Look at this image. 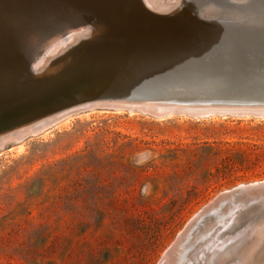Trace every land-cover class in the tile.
<instances>
[{"label": "rangeland", "instance_id": "rangeland-1", "mask_svg": "<svg viewBox=\"0 0 264 264\" xmlns=\"http://www.w3.org/2000/svg\"><path fill=\"white\" fill-rule=\"evenodd\" d=\"M11 2L0 14L29 18ZM22 141L0 150V264H159L207 204L264 181V118L94 110ZM219 208L194 223L183 264L232 261Z\"/></svg>", "mask_w": 264, "mask_h": 264}, {"label": "water", "instance_id": "water-1", "mask_svg": "<svg viewBox=\"0 0 264 264\" xmlns=\"http://www.w3.org/2000/svg\"><path fill=\"white\" fill-rule=\"evenodd\" d=\"M13 1L30 20L0 14V137L29 129L24 138L37 136L36 126L51 124L48 130L65 116L116 111L122 102L222 111L216 114L226 117L264 110V7L256 13L247 8L264 0H181L179 8L143 0L132 8L124 0ZM210 7L218 15L206 14ZM43 15L60 22V30L41 32ZM26 28L34 31L30 49L22 52L18 40ZM80 29L89 30L41 70L34 67L45 43L65 41ZM193 30L201 36L196 46L189 43ZM257 188L242 200L231 195L232 203L240 201V210L262 205L264 185ZM226 200L207 204L192 229L224 209Z\"/></svg>", "mask_w": 264, "mask_h": 264}, {"label": "bare ground", "instance_id": "bare-ground-1", "mask_svg": "<svg viewBox=\"0 0 264 264\" xmlns=\"http://www.w3.org/2000/svg\"><path fill=\"white\" fill-rule=\"evenodd\" d=\"M143 1L145 2V4L147 6L151 5V6L171 8L173 6H176V2H180L181 0H143ZM234 1H236V0H234ZM217 12L218 11L216 10V8L210 7L207 9L206 14L208 13L210 15H218ZM85 30H87V29H80V30H76V31H71L70 34L66 37L65 41L60 40L58 42L45 43L43 46L42 55L40 56V58L37 57L34 61V63H35L34 67H38V70H41L44 66L48 65L49 62H51V60H54L55 58H57V56L60 53H63L66 50H68L71 47V45L74 43V41L78 39L77 37L81 36L82 32L83 33L86 32V34H87L89 29L87 31H85ZM71 37H73V39H70ZM114 107L116 108V112H119V113L128 112L129 114L131 113V114L135 115V113L139 114V112H140L142 114H145L148 116H153V117H156L158 119H166V118H170V117H174V116L190 117V118H195V119L210 118V117H214V118L226 117V116H219L216 114V113H220L222 111H219V112L214 111L213 112V110H205V109L192 111V110H187V109H183V108H176V107L167 106V105H160L159 106V104L157 105L156 103H152V102H146V103L122 102L120 104H115ZM232 113L234 116L237 115V116H235L237 118H251V117H256V118H261V119L264 118V110H254L255 116L254 115L250 116V115L234 114V113H239V112H232ZM70 117H72V116L71 115L65 116V117L61 118L56 124H59V123L63 122L64 120L69 119ZM50 125L49 124L43 125V126L41 125V127L36 126L34 128V131L35 132L38 131L39 133H44L45 131H47V127ZM31 130H33V129H29V130H26L24 132L23 131L12 132L10 134H7L6 136L0 137V149L4 148V146L6 144L11 143V142H19V141L23 142L22 140L24 138V135L25 134L27 135L28 132H33ZM258 185H260V186L264 185V181L249 185V187L242 186V187L237 188L234 191H230V192L226 191L225 194H222L217 199H215V201L211 205V206L220 205L221 204L220 203L221 198L223 196L228 197V200H226V203L223 204V206H224L223 208H224V211H229V212L226 216H221L220 220H222L221 221L222 224H221V222L217 221L220 224L218 226L215 225L216 227H219L218 230L221 233H222V231H224L223 229H225L226 231L227 230L229 231V233H228L229 239L222 241L221 244L222 243L224 244V242H227V241L234 242V246L231 250L232 251L231 256L233 258H232V261L227 263V264H264V211L262 212V210L264 208V206H263L264 202L262 203V205L257 203V202L248 203V204L244 205L243 208H241V210H239L240 208L237 210L236 207L233 206V203H232L233 198L231 196V195H234V198H235L234 200H242L249 193H256V191L259 189V188H257ZM246 201L248 202L249 200L246 199ZM230 206H232L233 208L230 209L229 208ZM216 212H215V214H212L213 220H219V218H217V217L215 218V216L222 211L218 212L217 214H216ZM221 214H218V215H221ZM256 214H257V219L254 221V223H257V225H254L252 222L247 221V219L249 218L248 216L251 217V216H254ZM197 216L198 215H196V217ZM208 218L206 220H208ZM193 221H191L189 224L187 223L188 225L186 226V228L184 230H182V232L179 234L178 238H176L177 240H175L173 245L171 247H169V249H167V251H165L166 253H164L163 258H166V261H165L166 264H179V262L182 263V261L183 260L185 261V259L189 255V253L186 254L185 242L187 239H190L189 235L191 236L190 233H191V229L193 227V225H192ZM211 222H213V221H211ZM210 223H208V224H210ZM204 226H206V225H204ZM204 228H202V230ZM215 229L216 228H214V230ZM210 233L211 232H209V234ZM196 234H198V233H196ZM217 234L218 233H216V232L211 233L209 235V237H211V239L216 238ZM191 239L189 241H191ZM203 239H206V238L204 237ZM223 239H224V236H223ZM216 240H218V239H216ZM221 240H222V238H221ZM191 249H192V247H191ZM201 249H202V247H201ZM189 251H190V249H189ZM215 251H217V250H215ZM213 252H214V250H213ZM225 252H226V250L220 251V254L218 253V255L213 253L214 255L210 259L207 258L208 262L207 263L205 262L204 264H213V262L215 264L216 261L218 260V257L221 255V253L223 254ZM187 262H188V260H187Z\"/></svg>", "mask_w": 264, "mask_h": 264}, {"label": "snow or ice", "instance_id": "snow-or-ice-1", "mask_svg": "<svg viewBox=\"0 0 264 264\" xmlns=\"http://www.w3.org/2000/svg\"><path fill=\"white\" fill-rule=\"evenodd\" d=\"M125 5L128 8L134 7V0H124ZM176 7H182V5L179 2H176ZM191 7V5H189ZM261 7H264V5H257L255 3H248L247 8L250 12L256 13L259 11ZM195 23L197 25H202V20H196ZM60 22H52L48 19L47 15H43L41 17L40 23L38 25L41 32H47L50 34H55V32L59 31L61 28ZM34 29L32 28H26L25 31L21 34L19 40H18V47L24 51H28L31 47V36ZM43 39H46L47 37H42ZM201 42V36L199 33L195 30H193L191 36L189 37V43L192 46H196ZM0 72H2V68H0Z\"/></svg>", "mask_w": 264, "mask_h": 264}]
</instances>
